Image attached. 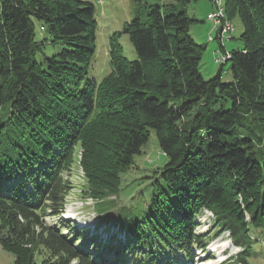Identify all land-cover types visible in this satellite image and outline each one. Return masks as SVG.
<instances>
[{"label":"trees","instance_id":"obj_1","mask_svg":"<svg viewBox=\"0 0 264 264\" xmlns=\"http://www.w3.org/2000/svg\"><path fill=\"white\" fill-rule=\"evenodd\" d=\"M224 6L244 25V45L227 60L233 81L223 82L222 70L203 77L205 46L191 35L196 20L186 10L165 14L159 5L124 26L137 59L124 56L115 34L111 71L98 81L90 75L97 54L93 3L0 0V247L15 256L11 264H119L78 247L67 221L45 220L63 211L65 173L79 150L98 227L125 230L104 246L137 253L133 264H180V253L192 264L193 249L205 251L194 221L203 210L243 251L252 231L264 233V0ZM36 23L48 39H36ZM48 42L58 52L40 62ZM152 130L167 162L136 203H119L122 174Z\"/></svg>","mask_w":264,"mask_h":264},{"label":"rangeland","instance_id":"obj_2","mask_svg":"<svg viewBox=\"0 0 264 264\" xmlns=\"http://www.w3.org/2000/svg\"><path fill=\"white\" fill-rule=\"evenodd\" d=\"M85 1L94 4L98 22L97 54L90 68V75L95 77L98 81L102 80V78L111 71L109 51L110 42L115 34L117 41L123 47L124 56L129 61L137 59V54L130 41L129 35L123 34L122 31L125 24L135 17L142 16L146 18L153 5H159L161 11L165 14L178 13L186 10L189 16L196 20L191 25V35L197 43L205 46L200 65V71L205 79H211L222 70L223 82H231L234 80L232 71L230 70V62L225 64L222 69V64L216 62V51L220 50L221 44L217 38L218 30L208 16L215 8L211 0H191L187 3L179 0H149L141 3H137L133 0ZM221 1L224 6V0ZM227 19L232 23V26H234V32L232 33V38L226 41V49L228 51L240 49L244 45L241 38L244 32L243 22L238 15L232 19L227 16ZM40 27L41 24L36 23V39L38 41L48 39V32L42 31ZM210 36H212L214 40ZM57 52L58 47L48 42L44 49L45 55L40 53L37 56L38 61L42 62L44 57ZM81 158L82 150H79L76 154L75 164L70 171L65 173V178L68 180L70 186L65 196L68 211H70L68 216L75 217V219H71V221L69 220L67 223H62L73 231V234L70 235V233H67L66 235H70L69 237L77 242L76 245L78 247H88L92 252L98 249L96 251L98 258H100L103 252L109 259L118 258L119 264H121L124 259H126L125 262L127 264H133V259L137 257V253L128 251L126 254L122 251L123 249L120 248V251H117L115 247L112 248V250H107L108 247L104 246V244L109 245L112 243L113 235H118V239L124 237L125 230L122 227H118V224H112L110 226L104 224L98 227L99 215L97 210L89 205L92 203L94 205L96 200L85 194L86 178L80 164ZM166 162L167 157L163 154L159 146L156 132L152 130L149 141L143 147L142 153L135 157L134 166L129 171L122 174V191L119 203H122L126 198L132 199V201L127 202V204L136 203V199L134 200L133 197L139 196L141 192L146 190L147 185L152 181L153 172L157 166H162ZM68 216H60L58 218L46 216L45 220L49 225L59 226L62 220H66L64 217ZM214 218V214L212 216L210 211L203 210V212L194 219L196 223L195 233L203 237L202 240L204 241L205 251L196 246L192 251L195 257L192 264H264V233L252 231L251 244H249L248 250L243 251L242 248H238L236 244L231 241V235L227 231L220 233L219 228H215ZM94 226H96L95 230H93ZM80 229H83L85 234L77 236ZM208 234H210V236L205 239V236ZM90 236L97 237L98 239L90 242ZM99 237H101L102 240H100ZM225 246H229V250L222 253ZM213 251H217V255ZM117 253H121L119 257L116 256ZM241 254H244L247 263L241 262ZM124 256L128 258H123ZM178 256L180 257V264H191L187 262L183 253H180ZM14 260L15 256L13 254L2 250L0 247V264H11Z\"/></svg>","mask_w":264,"mask_h":264},{"label":"built area","instance_id":"obj_3","mask_svg":"<svg viewBox=\"0 0 264 264\" xmlns=\"http://www.w3.org/2000/svg\"><path fill=\"white\" fill-rule=\"evenodd\" d=\"M214 4V10L209 13L211 21L216 26L218 30V40L221 44L220 50L216 51L217 57L216 62L221 64H226V57H232V53L226 49V41L232 38V33L234 32V26L226 25V21L220 17V9L216 6V0H211ZM213 38L212 36H210ZM214 40V38H213Z\"/></svg>","mask_w":264,"mask_h":264},{"label":"bare ground","instance_id":"obj_4","mask_svg":"<svg viewBox=\"0 0 264 264\" xmlns=\"http://www.w3.org/2000/svg\"><path fill=\"white\" fill-rule=\"evenodd\" d=\"M216 6L220 9V17L223 18V21H226V25L232 26V23L226 17L225 8L223 6L222 1L221 0H216ZM210 20H211V18H210ZM229 59H230V57H226V63H227V60L229 61Z\"/></svg>","mask_w":264,"mask_h":264}]
</instances>
